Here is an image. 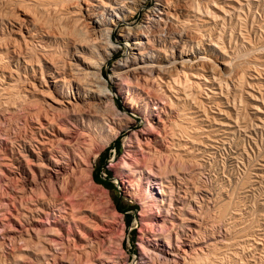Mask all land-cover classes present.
Wrapping results in <instances>:
<instances>
[{
	"label": "rangeland",
	"instance_id": "374dc122",
	"mask_svg": "<svg viewBox=\"0 0 264 264\" xmlns=\"http://www.w3.org/2000/svg\"><path fill=\"white\" fill-rule=\"evenodd\" d=\"M193 1L175 0L194 11L180 25L200 39L180 49L210 66L180 72L182 87L161 84L160 104L137 92L140 112H129L116 67L132 42L121 33L143 25L156 0L134 9L115 30L118 50L103 70L127 115L114 121L121 133L103 132L54 195L55 158H71L77 136L63 133L82 127L55 101L99 92L95 78L81 75L84 60L98 58L80 47L87 30L74 0H0V264H264V0ZM156 112L165 128L150 127ZM143 131L145 151L135 140ZM103 157L115 191L94 180ZM49 200L57 211L39 206Z\"/></svg>",
	"mask_w": 264,
	"mask_h": 264
},
{
	"label": "bare ground",
	"instance_id": "6f19581e",
	"mask_svg": "<svg viewBox=\"0 0 264 264\" xmlns=\"http://www.w3.org/2000/svg\"><path fill=\"white\" fill-rule=\"evenodd\" d=\"M231 1H233V0H231ZM65 2H67V1H65ZM145 2H146V0H74V2L69 3L70 6H73V7L75 6V8L76 7L78 8V12L80 14V16H79L80 18H78V19H79V21H82L85 23V28H86L85 30H87L86 33L76 34L77 33L76 32L77 28H76V30H75L76 33L73 32L74 34H76V36L79 34H80V36L84 35V34L86 36V37L84 36L82 39H80V41H78L79 39L77 38L78 39L77 41L81 42V43H79L80 47L84 46V48L90 50L98 58V60H96L95 62L92 61L93 63H89L90 62L89 57H88V60H86V61L84 60V64H83L84 68H81V70H82L81 75L83 73L82 76H84L85 78L86 77L95 78L97 80L96 83L99 84L98 86L95 85L98 87L99 92H97V93H95L93 91H91V93L87 92L88 94H86L85 96L78 95V97L77 98L75 97L73 100L69 97L68 98L63 97V98L55 101L56 104L59 106L58 108L62 109V111H64V113H66V115L68 114L70 116V114L73 113L72 115L74 116V115L78 114V116H80L82 119V125H81L82 127H80V129H79V131L80 130L81 131L80 132L78 131L79 134L75 132V128L72 131H69L67 133H63L67 138H71L72 136L77 135L76 136L77 139L75 138V140H76L74 143L75 145L73 144L74 148H73V152H72L73 155L71 156V158L66 157V159H62V158H57L55 156L56 157L55 158V165L52 168L53 172L55 174L54 175L55 180H53L54 182L50 181L49 186L47 185L48 187H50L52 189L54 195H55V192L57 190L56 188H60L62 186L63 180H65V177H67L69 174H72V175L75 174V172H76L75 169H78V168H76V164H78V159L84 160L83 157L85 156V154L89 150V148L92 146L94 141L97 140L98 137L99 138L101 136L103 137L102 134L106 130L109 129L110 130V131H108L109 133L112 131L111 129L116 130L117 125L120 122L116 125V122H114V121L119 120V118H123L124 115L127 117L126 114L123 115L122 113H120L117 110L116 102H115L116 100L114 99L115 93L111 92V90L108 89L109 88L108 87V81L104 80L103 70H104V66L108 63V61H110L113 54L118 50L117 44L115 42H113V36H114L115 30L119 26H121L122 23L127 20V18L129 19V14H131L134 9L142 7L145 4ZM176 2H175V0H156L155 8L153 9V11L149 15H147L146 21L143 25H141L137 28L136 27L135 28L134 27H127L125 29H122L123 31L121 33L122 34L121 37L123 39L131 40L132 47H130L128 57L126 59H124V61H122L121 63H118V65L116 67L117 73L116 72L115 73H116V76L119 77V81H120L118 84V89H119L118 93L121 95L125 94V93L129 94V97L127 99L128 101L126 103H127V108L129 110V112H131V113L140 112V107L138 106V103H136V101H135V96L137 95L136 94L137 92L139 93L140 96H143L146 99V101L148 102L147 105H150L151 102L153 103V102H156V101L158 102V101L162 100L161 98H162V96H164V94L162 95V91L164 89L161 90L162 89L161 84H165V86L167 84H168L167 86H169L170 84H175V85L177 84V87H178V84L180 83L179 85L181 86V83L184 84L183 83L184 81L183 82L180 81L181 77H182V76L179 77L180 72L188 71V69H191V67H193L195 64H198V63L201 64L200 62H202L203 65L206 64L207 66H210V62L208 63L206 57H201L200 52L194 54V52H189L188 50H184V48L182 50L180 49L182 44L193 45V43H195V41L200 40V39H198V37L194 36L193 32H191V30H189V28L186 29L184 24H182L183 27L180 25L181 24L180 23L181 17H179V16L182 15V16H187L188 18L191 17L193 15V14L191 15V13L193 11L192 8L191 9L188 8L187 3L185 6H179L178 7L175 4ZM194 2H196V1L194 0L193 3ZM83 4H84V6H83ZM178 4H180V3H178ZM200 4H199V6H200ZM214 7H215V5H214ZM221 7L219 10L220 12H222L221 10H223ZM200 8L202 11V7H199V9ZM230 8H232V6ZM68 9H70V8H68ZM233 9H234V7H233ZM210 10H213V9L209 8V11ZM210 12H212V16L214 15V17H215L216 11H215V13L213 11H210ZM223 12H225V10ZM133 13H134V11H133ZM196 13L202 14V12L199 13L198 11H196ZM135 14H136V12H135ZM195 15H197V14H195ZM73 21H74V19H73ZM77 22L78 21H76L75 23L78 24ZM183 23H184V21H183ZM185 25H186V21H185ZM184 27H185V29H184ZM78 29H80V28H78ZM80 32H82V31L80 30ZM20 33H23V31H21ZM72 37H74V36H72ZM72 37L70 36V38H71V39L69 38L70 41L73 40ZM166 43L168 44V46ZM165 44H166V46H165ZM79 53L81 54V52H79ZM79 53H78V55H79ZM87 61H89V62H87ZM78 66H80V65H78ZM212 70L215 71L217 69H212ZM77 73H79V71ZM73 74H75V73H73ZM185 75L188 77L187 74H185ZM177 76H178V78H177ZM72 77H73V75H72ZM76 77L77 76H75V78ZM185 77L183 78V80L185 79ZM85 78H83V79H85ZM79 79H81V78L79 77ZM187 80H189V77L186 79V81ZM53 81H55V79ZM81 81H82V79H81ZM75 82H76V80H75ZM82 82H87V80H85V81L83 80ZM87 83H89V82H87ZM92 83H93V81H92ZM92 83L89 86H91V85L93 86L94 83L93 84ZM187 83H189V82L187 81ZM83 85L85 86L86 83ZM184 85H182V86H184ZM170 87H172V85ZM177 87H175L176 90H177ZM87 89L89 91L88 87H87ZM174 89L172 88V90H174ZM158 90H161L162 96L160 95V92H158ZM94 91H97V90H94ZM170 91H171V89H170ZM165 92H166V90H165ZM165 92L163 91V93H165ZM166 96L167 95H165V97ZM54 98H56V97H54ZM165 99L163 101H166ZM54 100H56V99H54ZM89 101L94 102V104H92ZM168 101H170V100H168ZM167 102H163L164 105ZM82 103H91V104H89L87 109H84V108L80 107ZM139 103H140V101H139ZM77 105H80V106H77ZM156 105H158V104H156ZM167 105H165V106H167ZM170 107H171V105H170ZM54 109H56V108H54ZM161 109L162 108L160 107L159 110H161ZM171 110H173V109H171ZM110 112H112V114H110ZM156 113H157L156 115H154L155 113L152 116L148 115L149 117H148L147 121L149 122L150 127L151 128L153 127V129H156L154 127H157L159 129H162L163 127L165 128L166 127L165 126V120L161 118V114L159 112H156ZM124 119H122V120H124ZM121 130H122L121 128L119 130H116L115 131L116 133L114 132V137H117L121 133ZM149 132H151L150 129H149ZM164 132H165V130H164ZM111 134L112 133H110V135ZM147 137H148V134H146V132L143 131V133H141L139 135L137 134L135 136V140L138 141V143L140 144V147H141V145L147 147L149 144H151V142L148 141ZM110 140H111V138H110ZM71 142H73V141H71ZM71 142H70V144H71ZM105 142H107V140ZM131 143L133 144V140H131ZM56 147H54V148H56ZM144 148L141 147V149H143V151H145ZM48 149H49V147H48ZM152 149H153V147H152ZM56 150L57 149H51L52 152L50 150L49 151H50V153H52V155H54L53 153ZM150 151H146V153H148ZM66 154H67V152H66ZM63 156H65V155H63ZM123 162L125 163L126 161H123ZM80 164H82V163H80ZM69 178L70 177H68L67 180H69ZM67 180H65V181L67 182ZM45 183H47V182H45ZM45 183H43V184H45ZM149 183H150V181H149ZM151 185L153 186V184H151ZM41 188H43V189H40V191L45 190L44 185ZM63 188H65V187H63ZM161 194H164V193H161ZM43 195H44V192H43ZM36 200H38V199H36ZM51 200L47 201L44 204L41 203L39 206L43 207L44 210H48L50 212L57 211L58 205H57L56 201H51Z\"/></svg>",
	"mask_w": 264,
	"mask_h": 264
},
{
	"label": "trees",
	"instance_id": "16d2710c",
	"mask_svg": "<svg viewBox=\"0 0 264 264\" xmlns=\"http://www.w3.org/2000/svg\"><path fill=\"white\" fill-rule=\"evenodd\" d=\"M121 142H118L116 144V148L120 150ZM101 170H105L108 179L104 180L101 176ZM112 178V172L106 169V160L104 161V157L102 158L100 162L99 170L94 173V180L97 184L103 185L106 189L109 191H115V186L112 183H109V180ZM118 209L120 212L125 213L127 210L122 208V206L119 204Z\"/></svg>",
	"mask_w": 264,
	"mask_h": 264
}]
</instances>
